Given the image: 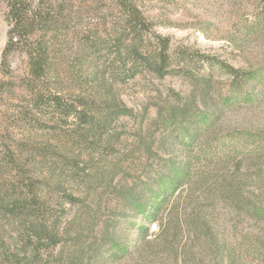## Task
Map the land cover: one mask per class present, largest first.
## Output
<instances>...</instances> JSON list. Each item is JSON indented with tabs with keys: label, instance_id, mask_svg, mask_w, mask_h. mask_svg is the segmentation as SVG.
<instances>
[{
	"label": "rangeland",
	"instance_id": "rangeland-1",
	"mask_svg": "<svg viewBox=\"0 0 264 264\" xmlns=\"http://www.w3.org/2000/svg\"><path fill=\"white\" fill-rule=\"evenodd\" d=\"M27 1L49 11L32 38L48 52L39 78L21 48L1 60L0 0V264H264V0H133L168 37L161 77L143 63L150 33L142 55L125 59L133 75L102 71L120 21L111 0ZM219 64L251 75L232 87ZM27 85L65 105L81 96L94 124L35 106ZM162 106L184 115L159 117ZM30 193L54 223L53 246L35 240L21 211H2Z\"/></svg>",
	"mask_w": 264,
	"mask_h": 264
},
{
	"label": "trees",
	"instance_id": "trees-1",
	"mask_svg": "<svg viewBox=\"0 0 264 264\" xmlns=\"http://www.w3.org/2000/svg\"><path fill=\"white\" fill-rule=\"evenodd\" d=\"M114 3V6L118 8L120 12V21L118 24H114L111 31L115 34L113 41L114 50L110 55V64L105 66L102 70L111 77L115 76L117 69H120L119 72L128 73L131 71V65L126 67L125 59H135L137 55L141 53L138 50L137 42L141 41L144 35L151 34L154 40V47L149 50L144 56L143 63L148 71L155 73L158 76H163L168 73V55L166 53L168 49V37L161 36L155 31L151 32V24L145 19L143 12L138 8L133 0H111ZM41 2V0H40ZM5 19L8 24L7 31V40L1 52V60L3 61L14 48H21L23 52L27 55V64H29V74L32 78H39L43 75L44 66L46 64V56L48 54L46 48H37L32 43V38L37 39L36 37H42L47 30L46 21L49 17V11L47 9L42 10L40 4L33 6L27 0H6L5 3ZM40 26H37V25ZM88 30V37L92 38V34ZM124 39H129L126 47H121V42ZM130 42V44H129ZM88 47H97L98 42L89 41L87 43ZM40 47V46H39ZM142 55V54H141ZM222 69H224L228 75L233 87L236 84V81L242 77V79H248L250 77V72L245 71L241 68H236L230 64H219ZM133 71L130 72V75H133ZM103 85L105 82H101ZM29 94L32 97V101L35 106L45 102L48 106L49 104L56 107L60 111L65 119L71 116L74 121L79 120V124H86L92 126L94 122L91 119H88V114H92V109L88 106V102L82 99L81 96H75V100L71 103L65 105L62 104L60 96L56 93H50L47 96L46 91H41L36 88L34 85L26 86ZM201 103L205 105V97L202 96ZM113 105L108 104L106 110L109 115L113 112ZM176 109V108H175ZM174 108L164 109V106L157 109L156 114L159 117H162L163 112L165 111L168 116L175 121H179L180 117L184 115L183 108L175 112ZM104 126V123L101 125ZM83 135L80 134V139H83ZM77 199L75 196L70 195L69 201ZM16 209L21 211L23 217L26 220V227H28L30 233L34 236L37 242H44L46 245H55L58 242V233L54 230V223L51 222L48 226L43 220V215L41 210V205L37 201V198L34 194L30 193L29 195H24L19 198L11 199L9 202L4 204L2 211L7 215L16 214ZM260 213L264 216V207L261 208ZM154 227L157 226L154 223ZM166 227L163 224L158 226V232L156 236H161L164 234ZM82 230L74 231V234L79 237ZM177 232V233H176ZM67 233V232H65ZM178 234L177 230H174V235ZM260 254L262 260H264V240L261 242Z\"/></svg>",
	"mask_w": 264,
	"mask_h": 264
},
{
	"label": "built area",
	"instance_id": "built-area-1",
	"mask_svg": "<svg viewBox=\"0 0 264 264\" xmlns=\"http://www.w3.org/2000/svg\"><path fill=\"white\" fill-rule=\"evenodd\" d=\"M155 225L153 224V227H154Z\"/></svg>",
	"mask_w": 264,
	"mask_h": 264
}]
</instances>
